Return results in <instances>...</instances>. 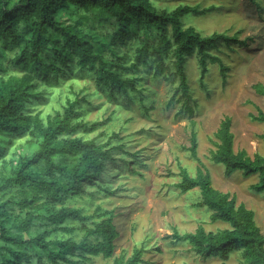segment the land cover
<instances>
[{"label":"trees","instance_id":"trees-1","mask_svg":"<svg viewBox=\"0 0 264 264\" xmlns=\"http://www.w3.org/2000/svg\"><path fill=\"white\" fill-rule=\"evenodd\" d=\"M212 8L189 4L158 8L153 0H0V264H83L95 256H113L120 233L112 211L97 206L86 214L66 203L81 197L89 186L109 192L102 174L116 161L113 151L122 149V138L117 132L106 142L79 135L100 125L80 117L87 95L76 93L61 110L44 118L40 112L31 114L27 106L43 99L39 86L70 85L72 77L84 72L93 75L95 85L115 105L132 101L143 105V81L148 74L171 82L177 77L175 91L184 97L191 129L190 144L183 149L198 165L195 176L179 166L181 179L175 185L181 193L198 188L200 203L211 211L210 219L228 226L216 231L198 226L194 232L182 234L175 230L173 238L189 244L202 258H217L218 264H229L234 251L240 254L234 264H264V235L253 210L243 202L237 204L235 195L212 187L210 174L197 154L196 121L191 118L196 101L189 90L185 60L194 53L201 77L208 63H217L224 76L227 67L213 50L222 45L247 47L253 40L252 36L239 38L238 31L202 34L194 26L184 25L183 15L203 14ZM124 45L129 48L122 51ZM11 69L21 75L9 74ZM252 88L264 96L262 83ZM257 113L253 119L264 122L258 107ZM231 125L229 116L220 119L210 157L223 165L225 175L235 171L245 177L257 175L251 189L264 195V157L235 151ZM22 136L30 137L34 151L19 156L16 162L5 158L14 139ZM260 138L264 141V132ZM112 139L117 144L111 145ZM122 155L127 157L121 156L124 167L129 161L141 163L137 153L123 151ZM3 194L8 195L6 200L1 198ZM75 230L82 231L79 240L50 238L57 232L72 234ZM142 252L134 249L126 259L121 254L111 264H141Z\"/></svg>","mask_w":264,"mask_h":264},{"label":"rangeland","instance_id":"rangeland-1","mask_svg":"<svg viewBox=\"0 0 264 264\" xmlns=\"http://www.w3.org/2000/svg\"><path fill=\"white\" fill-rule=\"evenodd\" d=\"M153 1L158 8L167 9L180 4L197 5L200 9L213 6L203 14L183 15L184 25H192L202 34L227 31L231 35L238 31L239 38L252 36L247 47L235 44L230 49L222 45L219 50H213L227 67L224 76H221L217 63H208L207 71L201 77L194 53L185 60L184 70L196 101L191 118L196 121L197 154L210 174L211 185L235 195L237 204L243 202L253 210L254 220L264 235V195L251 189L258 181L257 175L245 177L240 171L225 175L223 165L210 157L211 150L215 149L213 133L224 116H229L232 121L234 150H244L251 157L255 153L264 157V141L260 138L264 122L253 119L258 114L257 107L264 113V96L252 88L255 83L264 86V0H257L255 4L248 0ZM128 48L124 45L120 49L125 51ZM8 73L21 75L14 69ZM92 77L91 73L84 72L82 76L72 77L70 85L63 82L49 89L39 86L43 99L27 105L31 114L40 112L44 118L55 109L61 110L66 100H73L76 93L87 95L88 102L82 104L80 117L83 121L99 122L100 125L88 134L79 135L106 142L113 132H117L122 138L119 141L123 143L122 149L113 151L116 161L109 163L102 174V181L110 186L109 192L89 186L81 197L66 203L81 208L86 214H92L97 206L111 210L120 233L112 257L95 256L83 264H111L114 257L122 254L126 259L137 248L143 249L141 264H218L217 258H202L191 251L189 244L173 238L175 230L182 234L194 232L198 226L205 231L227 226L222 221L210 219L211 211L200 203L198 188L181 193L175 185L181 179L179 166L195 176L198 165L183 149L190 144L191 129L189 115L183 109L184 97L180 91H175L179 83L177 77L171 82L163 76L153 79L150 74L146 75L143 105L134 101L115 105L107 101ZM29 139V136L14 139L5 158L16 162L19 156L31 154L35 146L29 143ZM115 144L112 139L111 145ZM123 151L137 153L141 163L132 165L129 161L124 167L121 156L127 157L122 155ZM5 168L8 170L9 165L6 164ZM7 197V194L1 196L3 200ZM68 223L78 226L74 221ZM81 236L82 231L75 230L72 234L57 232L50 238L79 240ZM239 260V252L234 251L228 263Z\"/></svg>","mask_w":264,"mask_h":264},{"label":"crops","instance_id":"crops-1","mask_svg":"<svg viewBox=\"0 0 264 264\" xmlns=\"http://www.w3.org/2000/svg\"><path fill=\"white\" fill-rule=\"evenodd\" d=\"M218 221H219V220H218ZM220 222H221V221H220ZM222 223H224V222H222ZM225 224H227V223H225ZM227 226H228V225H227ZM227 226H226V227H227ZM226 227H225V228H226Z\"/></svg>","mask_w":264,"mask_h":264}]
</instances>
